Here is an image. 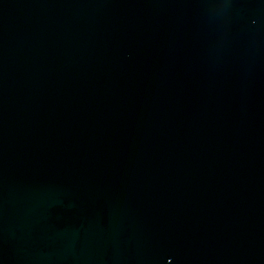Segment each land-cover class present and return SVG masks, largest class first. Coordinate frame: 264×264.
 <instances>
[{
	"label": "water",
	"instance_id": "water-1",
	"mask_svg": "<svg viewBox=\"0 0 264 264\" xmlns=\"http://www.w3.org/2000/svg\"><path fill=\"white\" fill-rule=\"evenodd\" d=\"M0 264H264V0H0Z\"/></svg>",
	"mask_w": 264,
	"mask_h": 264
}]
</instances>
